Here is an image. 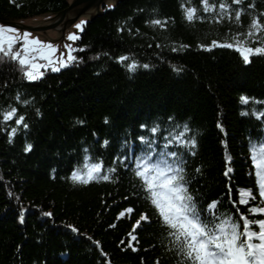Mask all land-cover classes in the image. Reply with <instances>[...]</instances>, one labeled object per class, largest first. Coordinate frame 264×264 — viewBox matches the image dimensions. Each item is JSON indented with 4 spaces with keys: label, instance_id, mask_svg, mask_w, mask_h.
Wrapping results in <instances>:
<instances>
[{
    "label": "trees",
    "instance_id": "16d2710c",
    "mask_svg": "<svg viewBox=\"0 0 264 264\" xmlns=\"http://www.w3.org/2000/svg\"><path fill=\"white\" fill-rule=\"evenodd\" d=\"M208 2L216 6L212 12L203 11L201 0H116L83 24L75 62L33 81L17 61L0 59V264H178L140 181L113 165L127 154L126 142L139 152L137 137L152 136L154 124L160 127L157 149L165 131L181 132L185 123V139H196L195 146L173 143L166 150L183 154L189 191L201 208L218 201V213L264 218L248 213L264 206L250 150V142L258 152L264 140V53L245 63L235 48L221 46L244 39L253 16L264 24V0H226L232 19L219 21L221 0ZM68 4L0 0V21L44 13L54 18ZM181 4L203 19L187 21ZM156 19L164 27L147 23ZM257 35L261 39L249 38L247 46L264 42V29ZM213 40L217 45L208 47ZM132 60L134 71L127 68ZM13 106L16 116L4 121L3 111ZM20 115L27 128L15 124ZM99 161L105 170L117 168L111 180H71L74 167ZM226 168L232 169L227 176ZM239 189H252L256 199L239 203ZM142 214L148 220L134 228Z\"/></svg>",
    "mask_w": 264,
    "mask_h": 264
},
{
    "label": "snow or ice",
    "instance_id": "6c2138e0",
    "mask_svg": "<svg viewBox=\"0 0 264 264\" xmlns=\"http://www.w3.org/2000/svg\"><path fill=\"white\" fill-rule=\"evenodd\" d=\"M241 0H232L233 4H240ZM203 11L212 12L216 7L210 4L208 0H201ZM112 7V5H109ZM253 5H249L252 8ZM184 16L187 21L192 22L194 19H203L197 16L195 7H185ZM244 10L235 11L236 21L239 22L241 13ZM227 17L232 19L231 5L226 0H221L218 5V12L215 15L217 21ZM84 21L76 24L80 28ZM147 23L164 27V22L159 19L148 21ZM264 29V24L260 23L259 18L253 16L248 32L244 39H237L236 43H226L221 46L235 48L239 51L243 61L248 63L251 54L264 53V42L256 47L247 46L249 38L260 40L257 35ZM240 34L237 33V37ZM68 40L75 41L78 39L75 33H69ZM217 41L213 40L211 46H216ZM19 44L18 48L14 46ZM205 47V45H201ZM68 49L67 58L63 53L61 58L53 63L52 54L57 51V47L50 41H43L38 37H32L28 30L20 31L19 28L10 24H0V59L8 58L12 61H18L21 66L23 75L29 81L36 80L42 76V72L37 70L42 65L36 63L37 55L39 58L47 60L48 63L43 67L51 66L52 71H59L60 67L67 66L75 62L78 57L72 53L75 51L70 45L65 44ZM176 49H173L175 51ZM35 54V55H34ZM123 62L128 59L126 56L118 57ZM59 65V66H57ZM137 67V61L132 60L127 64L130 71ZM144 68L149 65L144 64ZM176 71L180 69L176 68ZM20 99V94H17ZM250 98L242 95L240 100L247 103ZM23 103L27 104L25 100ZM17 114L15 106L3 111V120L8 121ZM25 117L20 115L15 119L16 125H22L27 128L28 125L23 123ZM107 120V118H105ZM172 121L173 117H169ZM79 122V121H78ZM141 128H147V125L141 124ZM175 127H179L178 125ZM17 129L13 128L9 132V138L16 133ZM148 131L152 136L140 135L137 139L141 142V150L135 154L132 153L131 144L126 142L122 148L127 149L126 155H118L113 159V165H123L125 170H131L134 177L140 181V188L145 193V199L155 208L159 222L166 228V235L169 239V250H175L179 257L178 264H264V218L250 219L248 214L241 212L239 216L234 213H218V201H212L207 204L206 208H201L197 199L189 191L188 180L185 177V161L183 154L172 150H166L168 145L178 143L183 146H195V138L185 139V133L190 129L185 123L183 131L175 133L165 131L163 145L157 149L155 146V134L160 131L159 125H153ZM104 141V146L108 145ZM259 151H255L250 142L251 160L255 169L256 186L261 204H264V140L258 141ZM32 145H27L25 151H28ZM229 157L226 156V160ZM117 168L114 166L104 169L103 161L90 163L84 166V169L73 168L70 178L73 182L88 184L92 180H111L112 173ZM199 171V169H197ZM232 169L226 168L225 176ZM239 203L247 205L249 200H255L256 196L252 189H239ZM131 212L132 209L126 210ZM248 213L264 214V206H251ZM50 216L51 213H44ZM119 215H124L121 212ZM141 220H148L147 214H142L141 219L136 221L137 227ZM242 222V230H241ZM73 231H78L72 225H68ZM256 228L257 230H253ZM135 239V237H133ZM98 244L99 242H95ZM159 264V259L157 260Z\"/></svg>",
    "mask_w": 264,
    "mask_h": 264
},
{
    "label": "water",
    "instance_id": "95a60500",
    "mask_svg": "<svg viewBox=\"0 0 264 264\" xmlns=\"http://www.w3.org/2000/svg\"><path fill=\"white\" fill-rule=\"evenodd\" d=\"M69 2L67 8L52 19L49 18L50 16L47 13H44L25 18L20 20V22L0 21V24L16 26L21 32L26 29L31 33L32 37H38L43 41L52 42L53 45L57 47V51L52 54L53 63H56V61L61 58V53H63L65 59L67 58L68 49L65 48V44L70 45L72 48H76L75 41H70L67 37L69 33H75L77 35L81 31L84 23L80 28H76L75 25L80 23V21L85 22L88 18L96 15L105 7L113 5L116 0H69ZM102 3L106 4L104 8L102 7ZM16 46L18 48L19 44ZM72 54L76 56L74 52ZM35 62L42 65V67L37 70L38 72L44 73L48 70L52 71L51 66L43 67L48 61L39 58L38 55Z\"/></svg>",
    "mask_w": 264,
    "mask_h": 264
},
{
    "label": "rangeland",
    "instance_id": "374dc122",
    "mask_svg": "<svg viewBox=\"0 0 264 264\" xmlns=\"http://www.w3.org/2000/svg\"><path fill=\"white\" fill-rule=\"evenodd\" d=\"M68 1H69V0H68ZM69 3H70V2H69ZM102 4H103L102 7L104 8L106 4H105V3H102ZM92 17H93V16H92ZM92 17H90V18H92ZM90 18H88L86 21H88ZM86 21H85V22H86ZM85 22H84V23H85ZM74 49H75L74 54L76 55V48H74ZM17 62H18V61H17ZM18 64H19V63H18Z\"/></svg>",
    "mask_w": 264,
    "mask_h": 264
}]
</instances>
